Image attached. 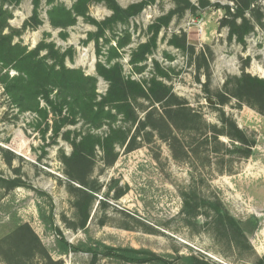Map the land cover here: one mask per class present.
Listing matches in <instances>:
<instances>
[{
  "label": "rangeland",
  "instance_id": "obj_1",
  "mask_svg": "<svg viewBox=\"0 0 264 264\" xmlns=\"http://www.w3.org/2000/svg\"><path fill=\"white\" fill-rule=\"evenodd\" d=\"M76 1L56 3L71 9ZM117 1L127 8L142 0ZM188 1L196 10L186 9L174 0H156L127 25H117L113 33L108 31L100 40L102 52L105 54L109 47L106 38L116 45V36L129 29L132 45L122 51L120 59L125 74L148 80L154 62H158L168 72L169 78L163 80L177 98L202 116L197 130L211 134L213 127L221 128L225 113L256 140L251 157L240 158L227 152L234 148L225 137L220 138L225 147L214 141L211 147H205L206 137L197 131L171 127L172 132L165 130L163 135L154 132L148 143L143 133L138 149H117L118 159L112 166L104 163L101 151L97 153L88 179L96 192L84 224L76 191L82 187L69 179L63 162V156L72 153L71 145L61 137L54 142L52 131H46L39 116L22 113L0 84V176L24 184L11 190L0 184V264H129L106 257L93 262L92 256L83 252L63 253L55 227L73 245L99 242L114 248H135L177 264L186 256H195L203 264H259L264 257V115L241 106L233 98L225 105L217 101L225 94L226 83L243 73L264 79V0H253L246 12L253 31L244 44L230 35L233 15L243 0H204L205 7L202 0ZM226 7L231 8V15ZM33 8V0H23L13 10L11 26L21 29L32 16ZM48 8L45 4L41 8L42 26L24 32L15 41L29 49L43 40L53 42L61 52L71 50L67 67L96 76L98 61L106 63L104 54L97 56L95 41H89L97 27L80 17L75 26L63 33L67 37H62L61 30L49 23ZM172 12L171 22L162 28L146 71L132 74L131 50L147 42L151 36L149 27ZM89 15L103 22L112 11L105 3L94 1ZM237 23L241 24L242 19ZM174 37L186 40V50L169 43ZM107 90L108 83L100 79L98 93L104 95ZM210 100L215 104L211 105ZM41 105L46 106L44 101ZM135 108L141 119L156 109L165 117V110L169 109L145 100H139ZM71 129L87 128L80 124ZM106 131L108 127L92 133L103 135ZM215 148L220 150L219 155L213 153ZM186 202L192 206L191 213L185 212ZM216 206L241 224L247 242H239L215 228ZM23 225L31 227L49 258L36 244L28 248L12 236Z\"/></svg>",
  "mask_w": 264,
  "mask_h": 264
},
{
  "label": "trees",
  "instance_id": "obj_2",
  "mask_svg": "<svg viewBox=\"0 0 264 264\" xmlns=\"http://www.w3.org/2000/svg\"><path fill=\"white\" fill-rule=\"evenodd\" d=\"M23 0H0V84L5 94L11 99L22 113L34 112L41 122L47 127L46 131H52V140L55 142L62 138L72 147L70 156H63L66 173L69 179L82 188H76L78 192L77 208L80 211L84 224L88 219V209L94 198L95 188L89 186V177L92 172L95 158L99 151L103 154V161L107 166H112L118 159V148H125L127 152L138 149L141 145L139 138L144 133L145 142L153 139V133L160 135L168 131L177 130L199 133L206 137L203 145L211 147L214 141L217 145H225L220 138H228L234 150L240 158H249L256 146V140L241 130L237 123L222 113L221 128L213 127L211 134L197 130V123H202L200 114L189 109L174 94L172 87L163 79H168V72L158 62H154L152 77L148 80H136L131 75L125 74L124 65L121 62L122 51L132 45V33L124 29L116 36V45L111 40L105 39L109 47L104 54L100 40L106 37L109 31L119 25H127L133 18L139 16L148 6L156 3V0H142L141 2L124 8L117 0H77L71 9L57 4V0H33L32 16L28 18L21 29L11 26L14 18V8ZM103 2L112 11V15L103 22L93 19L89 15V9L94 2ZM186 9L196 10L188 0H174ZM253 0H243L233 15L235 21L230 26L231 38L244 44L245 38L253 27L246 19V12L252 6ZM45 4L48 8L47 15L50 25L61 30L63 34L69 28L75 26L80 17L97 27V32L90 34L89 41L94 40L97 46L96 54L105 55L106 63L98 61L96 64V76L87 75L82 69L69 68L66 59L71 56V50L61 52L55 43L46 40L41 41L34 49H29L22 42L15 39L21 37L26 31H35L43 24L41 8ZM202 7L206 2L202 0ZM231 15V8L226 7ZM174 12L160 17L149 27L151 36L145 43H141L130 53L129 65L132 74L141 75L147 69V61L158 47V39L163 27L171 22ZM242 19L238 24L237 20ZM178 49L186 50V40L181 41L174 37L169 41ZM14 72V74H12ZM100 79L108 83L106 94L98 93ZM225 94L220 95L219 105H225L229 99H236L241 106H248L264 115V79L243 73L233 81L229 80L225 85ZM139 100L149 101L153 104H163L169 107L165 110V117L159 114L157 109L141 119L135 108ZM42 101L46 106L42 107ZM157 116L160 119H157ZM82 125L86 131L72 130V127ZM108 127L103 135H96L92 131H99ZM133 128L135 130L133 131ZM143 134V135H144ZM166 137V136H163ZM173 137V136H172ZM177 141L176 137H173ZM200 146H198V150ZM194 154H198L193 150ZM219 155L218 148L213 151ZM231 153V154H233ZM0 184L6 185L11 190L23 186L20 181L5 180L0 176ZM192 206L185 203V212L191 213ZM213 222L215 228L229 237H234L239 242L246 241L247 237L241 224L232 216L223 214L220 207H214ZM59 237V248L63 253L83 252L92 256L93 262L100 257L112 258L129 264H177L165 257L149 251L135 248H114L102 243L94 245H73L63 235L59 228L55 227ZM19 244L25 247L37 245L40 251L48 256L38 236L29 225L19 227L13 235ZM11 236V237H12ZM49 258V256H48ZM179 264H203L195 256L180 258ZM264 264V257L259 261Z\"/></svg>",
  "mask_w": 264,
  "mask_h": 264
},
{
  "label": "water",
  "instance_id": "obj_3",
  "mask_svg": "<svg viewBox=\"0 0 264 264\" xmlns=\"http://www.w3.org/2000/svg\"><path fill=\"white\" fill-rule=\"evenodd\" d=\"M210 104H211V105H214V104H215V102L210 100Z\"/></svg>",
  "mask_w": 264,
  "mask_h": 264
}]
</instances>
